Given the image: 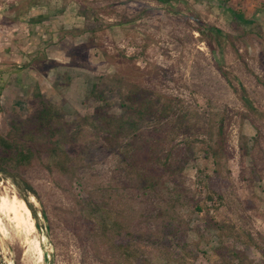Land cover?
Returning a JSON list of instances; mask_svg holds the SVG:
<instances>
[{
    "label": "rangeland",
    "instance_id": "obj_1",
    "mask_svg": "<svg viewBox=\"0 0 264 264\" xmlns=\"http://www.w3.org/2000/svg\"><path fill=\"white\" fill-rule=\"evenodd\" d=\"M10 1L0 0V36L5 37L0 38V133L7 134L13 121L33 117L40 106L37 87L45 100L73 119L98 104L89 97L93 84L101 81L113 111L120 112L118 75H123L126 89L139 84L177 99L199 124L212 117L215 132L224 115L226 151L219 164L204 159V143L197 140L183 180L192 204L202 203L211 210L208 218L216 216L227 223L231 233L222 238L216 230H207L203 214L190 211L187 234L167 227L163 239L176 255L182 246L193 251L189 264H217L214 250L221 241L256 263L264 261L260 250L247 242L252 236L264 246V28L249 23L245 14L242 22L236 21L217 1L192 6L185 0L176 4L84 0L69 15V22L60 18L46 26L47 34L32 44V27L26 22L30 1L15 0L19 4L9 11ZM207 26L218 34L210 35ZM220 66L237 89H245L256 107L255 115L242 117L246 109L240 91L223 77ZM241 134L248 139L247 157L242 155ZM185 139L180 136L177 141L182 144ZM116 170L121 167L110 154L82 174L91 175L95 183L119 181V176L114 178L120 174ZM6 190L32 206L36 236L43 240L39 260L37 254L26 253L22 239L0 231V255L7 264H114L99 256L108 259L111 250L83 214L80 199L87 192L78 183L36 165L15 170L14 176L0 172V196ZM133 229L146 234L155 252L159 240L153 236L160 233L156 224L137 217ZM195 229L206 233L205 238L200 239Z\"/></svg>",
    "mask_w": 264,
    "mask_h": 264
},
{
    "label": "trees",
    "instance_id": "obj_2",
    "mask_svg": "<svg viewBox=\"0 0 264 264\" xmlns=\"http://www.w3.org/2000/svg\"><path fill=\"white\" fill-rule=\"evenodd\" d=\"M214 30L207 26L210 35L218 34ZM220 72L240 91L222 66ZM116 80L121 87L120 112L113 111L106 85L97 81L89 98L98 104L88 113H76L73 119L45 100L37 87L40 106L33 117L26 122L13 121L7 134L0 133V169L14 176L15 170L44 165L51 174L78 183L87 192L80 199L83 214L112 253L107 254L108 259L100 253L102 260L114 264H189L193 251L182 246L176 255L164 242L167 227L187 234L190 222L186 215L191 211L203 214L207 230H216L222 238L231 233L227 223L217 221L216 216L208 218L211 210L202 203L192 204L183 180L197 140L204 143L201 150L204 159L219 164L226 151L225 117L216 123L215 132L211 127L212 117L199 124L200 120L190 110L179 107L177 99L139 84L126 89L123 75H118ZM240 97L246 109L242 117L255 115L256 107L245 89L240 91ZM180 136L186 138L185 143H178ZM240 138L242 155L247 157L248 139L243 134ZM110 154L117 157L121 167L116 170L120 174L114 176H119V181L95 183L91 175L82 174L83 169ZM217 197L223 199L221 194ZM219 208L214 207L216 213ZM137 217L156 224L160 235L153 236L159 240L155 252L144 238L146 234L134 231ZM195 230L200 239L205 238L206 233ZM247 242L258 248L264 258L261 243L252 236H248ZM95 252L99 253L97 247ZM214 253L217 264H264V261L254 262L246 253L223 241ZM155 258L162 262L156 263Z\"/></svg>",
    "mask_w": 264,
    "mask_h": 264
},
{
    "label": "crops",
    "instance_id": "obj_3",
    "mask_svg": "<svg viewBox=\"0 0 264 264\" xmlns=\"http://www.w3.org/2000/svg\"><path fill=\"white\" fill-rule=\"evenodd\" d=\"M30 1L29 7H26V13L30 16L26 22L32 27L30 41L35 43V39L39 35L47 34L46 26L55 25L60 19L62 22H69L70 16L76 13L84 0H26ZM152 4L165 2L176 4L184 0H149ZM188 5L196 6L201 1L204 4L217 1L222 6L224 12H230L234 15L235 20L242 22V17L245 14L249 23L260 24L264 28V0H185ZM36 2V3H35ZM32 3V4H31ZM19 3L11 0L7 9L12 11ZM1 6V5H0ZM19 11V10H18ZM21 11V10H20ZM250 15V16H249ZM249 16V17H248ZM40 28V29H39ZM1 40L5 39L3 35ZM6 39H9L6 37Z\"/></svg>",
    "mask_w": 264,
    "mask_h": 264
},
{
    "label": "bare ground",
    "instance_id": "obj_4",
    "mask_svg": "<svg viewBox=\"0 0 264 264\" xmlns=\"http://www.w3.org/2000/svg\"><path fill=\"white\" fill-rule=\"evenodd\" d=\"M4 192L0 196V231L5 235L10 234L14 240L22 239L26 244V253L37 254V259L40 260L43 257V240L36 236L37 224L28 202L15 192L10 193L7 190ZM7 225L11 228L9 229Z\"/></svg>",
    "mask_w": 264,
    "mask_h": 264
},
{
    "label": "water",
    "instance_id": "obj_5",
    "mask_svg": "<svg viewBox=\"0 0 264 264\" xmlns=\"http://www.w3.org/2000/svg\"><path fill=\"white\" fill-rule=\"evenodd\" d=\"M0 172H2V170L0 169ZM0 264H7L4 260H3V258H2V256L0 255Z\"/></svg>",
    "mask_w": 264,
    "mask_h": 264
}]
</instances>
